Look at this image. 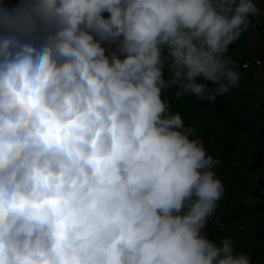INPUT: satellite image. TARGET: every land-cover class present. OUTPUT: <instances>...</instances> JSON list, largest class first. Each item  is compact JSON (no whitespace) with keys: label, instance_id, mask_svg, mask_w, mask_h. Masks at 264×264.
I'll use <instances>...</instances> for the list:
<instances>
[{"label":"clouds","instance_id":"clouds-1","mask_svg":"<svg viewBox=\"0 0 264 264\" xmlns=\"http://www.w3.org/2000/svg\"><path fill=\"white\" fill-rule=\"evenodd\" d=\"M257 0L0 6V264H253L210 237L225 192L177 98L240 83Z\"/></svg>","mask_w":264,"mask_h":264},{"label":"rangeland","instance_id":"rangeland-1","mask_svg":"<svg viewBox=\"0 0 264 264\" xmlns=\"http://www.w3.org/2000/svg\"><path fill=\"white\" fill-rule=\"evenodd\" d=\"M20 2L21 0H6V4L10 7ZM256 36L259 37L258 30L252 27V31L248 30L247 40L245 42H239V46L242 44L243 49L254 48V46L257 45ZM229 53L232 55L235 54L240 58L242 56L240 50L234 52V42L229 49ZM253 60H255L254 63L250 62L248 67H244L243 70H240V80L242 81H240L239 86L232 88L231 91L225 94L231 111H235L237 115L244 119L256 120L252 125H255L256 128H260L264 120V55L253 54ZM175 87L176 86H172L166 89L164 95L167 97L168 93L171 98L175 97ZM234 92L236 98H233L234 95L232 94H234ZM171 98H168V100L172 110L176 111L177 109L173 103L177 100L174 101L173 99L172 101ZM178 101L181 103L180 110L183 112L182 115L186 116V123L195 126L196 133L203 139L206 148L217 155L223 162L226 158V154L223 153V150H227L226 145L229 140H231L230 137H232L233 133L231 134V130L228 132L230 134L227 133L226 136H221L222 134H220V132L225 124H222L216 119L215 116L217 115L212 111L211 101L191 94L180 97ZM253 133L254 130H242L240 144L233 147V154L230 156L229 160L238 166L239 171L236 176L238 179L236 180V184H232L233 189L230 186V188L225 190L228 191V194L234 192V188H236L238 192H247L243 199L251 208L249 209L247 217L241 219V222H238L236 230L229 231L223 216L224 207L222 206V199L225 197V195H223L217 202L216 210L212 216L209 217L208 223L205 226V230L210 237L219 239L222 236H230L238 250H244L250 254L252 253L254 244L260 242L257 236L261 226L252 212V206L260 204V202L255 199L254 191L257 187V180L259 178H264V142L263 146L261 144L258 145ZM216 170L223 179L224 185L228 186L226 183L228 180H232L231 177L233 176H230L229 171L222 166ZM261 192H264V189L259 191V193ZM214 225L217 226L215 229L213 227ZM252 261L253 264L258 263L253 256ZM258 264H264V258H260Z\"/></svg>","mask_w":264,"mask_h":264},{"label":"trees","instance_id":"trees-1","mask_svg":"<svg viewBox=\"0 0 264 264\" xmlns=\"http://www.w3.org/2000/svg\"><path fill=\"white\" fill-rule=\"evenodd\" d=\"M0 6L10 7L6 4V0H0ZM247 34H248V31L242 33L241 36L238 38L239 40H236L234 42H237V41L242 42L240 40H243L247 36ZM239 50L242 53L241 58L237 57V55H235V54L234 55L229 54V55L234 57L233 59L238 60L237 62L240 65V70H243L244 67H242V62H244V60L250 59L251 63H254V60H253L254 51L249 53L248 48H246V49L242 48V44H241V46H239L238 51ZM256 53H260V50H256L255 54ZM245 70H247V69H245ZM240 81H242V80H240ZM232 95H234L233 98H236L235 92ZM167 97L171 98L168 95V93H167ZM171 99H172V101H173V99H174V101L177 100L176 102L173 103V105L175 104L174 106L176 107V109L181 112V110H180L181 103H180V101H178V100H180V98H177L175 96V97H172ZM211 105H212L213 113L215 115H217V116H215L216 119L219 122H221L222 124H225V126L221 129V132H220V134H222L221 136L222 137L226 136L227 133L231 130H232L231 134L233 133L232 137H230L231 140H229L228 144L226 145L227 150L226 149L223 150V153L226 154V158L225 159L222 158V159H224L223 162L219 158L220 164L216 165V169H219L222 166L227 171H229L230 176H233V177H231L232 180H228V182L226 183V184H228V186L227 185L225 186V190H227V188H230V186L233 189L232 184H236V180L238 179V178H236V176H237L238 171H239L238 166H236L235 163L233 164V162H231L229 160L230 156L233 154V147L240 144V142H241L240 141V135H241L242 130H254L253 134L255 136V140H256L257 144L258 145L261 144L263 146V142H264V120L262 121L261 127L256 128L255 125H252L253 122L256 120L244 119L243 117L237 115V113L235 111H231V109L228 106V102L226 100V94L225 93L222 95H219L214 102L211 101ZM181 113H183V112H181ZM183 117H184V119H186L185 115H183ZM186 121L187 120H185V122ZM228 134H230V133H228ZM256 183H257L256 184L257 187H256V190L254 191V194H255L256 201L260 202V204L257 205L258 207L252 206L253 207L252 212H253L254 216L257 218L256 220L259 222L261 229H260L258 236H257V238L259 239L260 242L254 244V246L252 245L253 250L251 253V257L253 256L254 258H256L257 262L259 263L260 258H264V203H262V202H264V192L259 193V191L261 189H264V178H259ZM224 193H226V194H224L225 197L222 199V206L224 207L223 216L225 218V224H226V226H228L229 231H233V230L237 229L238 222H241V219L247 217L249 209H251V208H250L249 204L245 203L243 200L244 197L246 196L247 192H238L237 189L234 188V192H231L230 194H228V191H225ZM213 227L215 229L217 226L214 225ZM241 246H242V244H241ZM258 263H255V264H258Z\"/></svg>","mask_w":264,"mask_h":264},{"label":"crops","instance_id":"crops-1","mask_svg":"<svg viewBox=\"0 0 264 264\" xmlns=\"http://www.w3.org/2000/svg\"><path fill=\"white\" fill-rule=\"evenodd\" d=\"M257 3L261 6L262 11H261V14H259L257 17H253L252 26L248 30L252 31V27H255L256 30H258L259 37L256 36L257 45H255L254 48L253 47L251 49L248 48V52L250 53L251 51H254L253 53L254 55H264V0H257ZM247 36L243 40H240V41L245 42L247 40ZM231 46L232 44H230L229 49L231 48ZM238 48H239V41L234 42V52L237 51ZM256 50H260V53L255 54ZM227 54L229 55L231 53H227Z\"/></svg>","mask_w":264,"mask_h":264},{"label":"built area","instance_id":"built-area-1","mask_svg":"<svg viewBox=\"0 0 264 264\" xmlns=\"http://www.w3.org/2000/svg\"><path fill=\"white\" fill-rule=\"evenodd\" d=\"M255 61V60H254ZM251 60L250 59H246L244 60V62H242V67H248L250 64ZM257 62V61H256Z\"/></svg>","mask_w":264,"mask_h":264}]
</instances>
